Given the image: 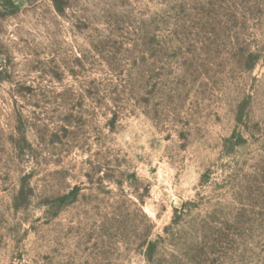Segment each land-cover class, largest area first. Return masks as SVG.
<instances>
[{
	"label": "rangeland",
	"instance_id": "obj_1",
	"mask_svg": "<svg viewBox=\"0 0 264 264\" xmlns=\"http://www.w3.org/2000/svg\"><path fill=\"white\" fill-rule=\"evenodd\" d=\"M0 264H264V0H2Z\"/></svg>",
	"mask_w": 264,
	"mask_h": 264
},
{
	"label": "trees",
	"instance_id": "obj_2",
	"mask_svg": "<svg viewBox=\"0 0 264 264\" xmlns=\"http://www.w3.org/2000/svg\"><path fill=\"white\" fill-rule=\"evenodd\" d=\"M2 2V0H0V3ZM152 247L154 246L153 244L151 245Z\"/></svg>",
	"mask_w": 264,
	"mask_h": 264
}]
</instances>
